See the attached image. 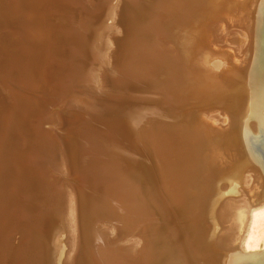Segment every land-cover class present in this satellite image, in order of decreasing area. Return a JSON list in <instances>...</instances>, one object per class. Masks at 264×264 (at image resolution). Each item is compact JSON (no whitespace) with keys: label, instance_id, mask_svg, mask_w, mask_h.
<instances>
[{"label":"bare ground","instance_id":"bare-ground-1","mask_svg":"<svg viewBox=\"0 0 264 264\" xmlns=\"http://www.w3.org/2000/svg\"><path fill=\"white\" fill-rule=\"evenodd\" d=\"M228 3L0 0V82L12 64L37 94L34 106L17 98L0 109V169L10 135L30 138L20 157L30 166L16 164L0 194L4 219L30 231L15 237L17 250L11 233L0 236V264L56 262L44 178L65 179L51 145L62 129L88 186L96 250L74 264H264V30L251 16L228 21L250 31L245 54L220 47L224 24L208 16ZM8 30L30 37L23 60L10 53ZM104 219L139 233L138 255L108 251L92 226Z\"/></svg>","mask_w":264,"mask_h":264},{"label":"rangeland","instance_id":"rangeland-1","mask_svg":"<svg viewBox=\"0 0 264 264\" xmlns=\"http://www.w3.org/2000/svg\"><path fill=\"white\" fill-rule=\"evenodd\" d=\"M228 2H229L228 7H227L228 10L226 13L218 12V13H215L214 15H209L208 20L210 22L212 21L211 24L216 27H218V25H223V24H224L223 26H228V27H223V26L218 27V30H217L218 35L219 37H222L220 38V40H222L223 42L225 40H226L225 42H229L228 45L226 43H223L222 41L219 42L221 43L220 47H224L226 50H230L231 52H235L237 55L242 56L243 54H245V51L243 52V50H246V47H247V32L249 30L248 29L246 30L244 27L242 28L240 25L236 24L237 22H232L233 25L232 23L226 24V22L229 23L228 21H232V20H242L240 21V24L244 26L243 20L244 19L246 20L247 16H251L252 19L256 18V20H252V21H254V24L256 23L255 25L260 27V30L263 31L264 30V0H253V1L252 0H228ZM192 11L195 12V7L193 8ZM16 28L18 29L17 23H16ZM119 30L120 29H117L115 32L113 31L114 32L113 34L115 36L117 35L120 36L119 33H121V30L120 32ZM228 31H230V33H228ZM226 33H228L229 35L228 34L225 35ZM7 34L9 35L8 36L9 47L12 46V48L10 47V53L12 54L11 51H13V48H14V53L16 52L15 55L17 54L18 58L19 59L22 58L20 60H23V55L24 53H26L25 44H27V40L30 41L29 39L30 37L26 36L25 32H24V35L26 37L22 36V34L18 33V31L11 32L8 30ZM114 35H111V36H114ZM224 36H226L225 37L226 39H224ZM232 36L233 38L237 37V40H239L240 42V44L238 43L239 45L237 44L236 40H233L234 42H232V40L230 39V37L232 38ZM240 39H243V41H245L246 43L245 42L243 43L242 40L241 42ZM104 41H105L104 48L107 49V47L109 46V50H111L113 46H111L110 44L111 42L108 40L107 36L104 39ZM235 41H236V44H235ZM21 43L23 44L24 47L22 46ZM232 43H234V45ZM22 50L25 52H23ZM20 51H22V53ZM7 66L9 70L11 68L9 72L10 78L5 82H2V83L0 82V106H1L0 109L2 108V104L6 105L7 103L6 106H8L9 104L11 105L15 102V100H17V98L19 100L21 99L26 100L25 103H27L28 106H34L36 102L35 98H37L36 90L34 88H29L26 84L19 82L21 81L19 79L20 72L18 71L17 67L15 68V66L12 64H7ZM210 116L213 119H215L214 114L212 113L210 115L207 114V117H210ZM28 120L30 121V123L33 121L32 117H30ZM216 123L225 124V123H220V121H216ZM69 133L70 132H68L67 129H62V131L60 132L61 138L59 140H53L51 142L52 149H53L52 158L55 161L56 166H59L63 171H65L64 181H62V183H57V182L51 181L50 179H47V177L44 178V186H45V190L47 193L46 201H45L46 202L45 209L47 211L48 219H50L49 222L57 229V241L54 246L57 256H56V262L55 263L53 262V264H72L73 262H75L76 258H79V257L81 258L87 255V253H89L90 255H87L86 257H89V256L92 257L93 253L96 254L94 238L91 234V229H90L91 221L90 219L88 220L87 212H85V210L87 209L86 207L89 204L88 199L86 197L88 186L83 181V174H82L83 172L81 170V167H79L78 164H74V162L71 159V155L70 156L68 155L70 154L68 153L69 152L68 151L69 150V140H68ZM10 136H11L10 141L12 144H11V147L9 148H10V151L12 150V154L10 152L6 153L9 156L8 162L5 165H3V167L0 169V172H1L0 178H1V181L3 182L2 190L0 186L1 195L3 192H4L3 194H6V195L9 193L7 184L11 186L13 183L14 177L16 175L15 174L16 168L14 169L16 164H18L17 166L23 167L25 166V163H26V165L30 166L29 163H27L24 159L20 158L23 156V153H25V150L28 149L30 138L27 137L26 134L24 135L22 134V136L19 135L16 130H15V133H12ZM78 184L81 188V191L79 189ZM75 187L79 189L77 191L79 193L81 192L80 194L76 191ZM76 193L78 194L80 198L77 196ZM76 196L78 197V202H77ZM72 202H73V205H71ZM77 204L81 208L77 207L78 206ZM11 208L13 209V205L9 204L8 209H11ZM73 208L75 210H73ZM69 209L74 212L70 213ZM77 211L81 212L82 215L81 213H78ZM71 214L75 215L73 216L75 219L72 216L70 217ZM78 215H81V217L80 216L79 217L82 219H80ZM72 218L73 220H76V221H72ZM70 219L72 222L70 221ZM68 220L70 221V225L72 223V227H71L72 229L70 228ZM79 223H82V224H79ZM104 225L105 226L107 225V226L105 227ZM92 226L95 227L97 231L99 230L103 234L106 240V244H107L106 248H109L108 251L110 250H112V252L128 251L129 254L138 255V251L136 252V249L138 248V243H139V240L141 239L140 235L137 231L125 232L126 225L124 224V222L118 223V222H115L114 220L104 219V220H100L99 222H97L96 224ZM88 230L90 231V233ZM29 231L30 230H28L27 226L26 228L25 226L22 227L20 225V222H17L15 220H12V221L5 220L3 215L0 214V232L2 233V235L0 236L4 240L7 238V235L11 233L12 239L9 242V246L13 247L14 250L18 249V244L16 240L18 238H23L24 240H26L28 238ZM32 233H34L33 230H32ZM81 233L83 234L82 239H81V235H82ZM17 236L18 238L15 239V237ZM91 249L93 253H91Z\"/></svg>","mask_w":264,"mask_h":264}]
</instances>
